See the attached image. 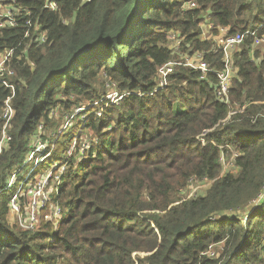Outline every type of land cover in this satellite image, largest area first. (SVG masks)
<instances>
[{"label":"trees","instance_id":"16d2710c","mask_svg":"<svg viewBox=\"0 0 264 264\" xmlns=\"http://www.w3.org/2000/svg\"><path fill=\"white\" fill-rule=\"evenodd\" d=\"M58 2L53 12L44 0H0L21 10L16 27L0 28V53L16 49L0 190L24 164L40 126L52 143L54 110L91 104L48 159L49 167H68L52 199L59 218L46 220L48 206L38 227L24 231L9 220L16 186L0 194V264H264V200L256 205L264 195V51L252 47L264 37V0ZM192 2L195 8H185ZM29 13L34 28L25 38ZM205 21L214 36L256 32L234 54L230 105L217 95L216 76L202 80L181 66L154 92L158 68L181 59L171 33L180 36L181 53L202 52L221 70L222 52L202 38ZM105 81L124 95L118 103L105 100ZM11 96L0 84V140ZM80 130L90 149L70 158ZM223 159L233 160L225 173ZM203 180L212 182L204 195L182 197ZM220 243L218 258L202 255Z\"/></svg>","mask_w":264,"mask_h":264},{"label":"built area","instance_id":"2783aa9c","mask_svg":"<svg viewBox=\"0 0 264 264\" xmlns=\"http://www.w3.org/2000/svg\"><path fill=\"white\" fill-rule=\"evenodd\" d=\"M45 8L51 10L53 12L57 11L59 8L58 0H44ZM195 3H188L185 5V8H195ZM21 10L14 7H4L0 4V28L4 27H16L18 25V20L16 19L19 16ZM29 19L26 21L27 32L25 34V38L30 37V30L34 28L33 20L31 18L30 13L28 14ZM202 38L203 40L213 41V51L218 53L222 52V68L220 71H216L214 68H211L207 62H205L204 55L202 52L196 53H186L183 54L180 52L181 46V38L178 34L171 33L169 37L170 48L174 50V54H177L181 57V59H172L166 62L164 65L158 68L157 74V87L154 92H158L163 90L168 86V79L170 75L174 72L176 67H185L195 71H198L202 74L201 79L205 80L209 74H212L217 77V95L219 99L230 105V97L229 91L231 88V84L233 79L237 75V69L234 65V54L238 50L242 48V45L245 42V39L248 35L255 36L256 32L247 33V34H238L236 36L229 37L227 35L226 29H220L219 35L217 37H212V29L213 25L208 21L202 23ZM39 41L43 43L45 41V36L43 35L39 38ZM262 41L264 43V37L262 39H257L256 42ZM26 53V50L19 56V59H22ZM16 49L6 50L3 53H0V84L4 85L8 89L12 91V96L9 97L5 101L4 109H3V119L5 121L2 136L0 140V155L7 149L8 144L12 141V137L10 136L9 130L11 128V122L14 117V109L12 106V99L15 93V86L13 82H11V77L14 76V72L9 66V63L15 58ZM33 66V64H31ZM109 91L105 96V100L109 103H118L123 99L124 95H120L117 90V85L115 83L108 84ZM98 102L94 105H97ZM88 107H80L73 114L68 115L64 121L65 124L63 127L57 132H51L50 139H53L52 143L48 138V134L44 131L43 125L40 126L35 135L33 136L31 149L28 157H26L24 164L14 170V174L9 179L7 187L5 189L0 190V194L7 190L8 188H12L16 182L18 174L28 168L26 173V178L20 180L18 185L20 186L18 191L15 193V197L10 200V211L13 214L18 216V222L24 229H33L35 230L36 222H37V213L41 209H45L48 204L53 199V194L56 192L57 188L61 184L62 175L67 171V163L63 166V172L58 169V173H56L57 166H54L52 170L47 173H43L40 175H36L37 170L50 158L52 151L54 149V142L60 137V135L68 133L74 126L79 125L80 123L74 124L76 119L81 117L82 120L85 121L86 117L84 116L85 111ZM96 112V111H95ZM101 115V112L96 113ZM234 114L231 113L230 116ZM54 116V113H52ZM83 123V121H82ZM83 131L80 130L76 138L73 142L71 149L68 151V157H72L75 150L79 149L80 154L84 156V152L90 149V138H87L86 133L81 134ZM44 137H47L44 139ZM224 170L229 167H233V160L230 162H226L223 159ZM228 168V169H229ZM227 169V170H228ZM227 170L225 172H227ZM30 180V181H29ZM29 181V182H28ZM204 181V180H203ZM53 185V191H50L49 186ZM193 183L190 184V186ZM264 200V195L258 201L256 205L261 203ZM53 215L47 216V220L57 219L61 216V209L57 205H53ZM24 209V211L22 210ZM31 230V231H33ZM224 250V243L215 244L209 246L207 251L203 253V256L210 258H218L222 251Z\"/></svg>","mask_w":264,"mask_h":264},{"label":"rangeland","instance_id":"374dc122","mask_svg":"<svg viewBox=\"0 0 264 264\" xmlns=\"http://www.w3.org/2000/svg\"><path fill=\"white\" fill-rule=\"evenodd\" d=\"M227 32V31H226ZM253 48H255L256 50H258V51H264V43L262 42V41H260V42H256L255 41V43L253 44V46H252ZM238 51V50H237ZM236 51V52H237ZM235 52V53H236ZM175 56H179V55H177V54H175ZM111 83H113V82H110V81H105V84H104V89H103V92H104V94H105V96L107 95V93H108V91H109V86L107 87V85L108 84H111ZM89 105H91V104H89ZM89 105H83V106H80V107H89ZM80 107H73L72 109H71V111H69V112H64V113H61V110L60 109H56V110H54L53 111V113H54V116L52 115V119L53 120H56V122H57V124H58V127H57V130H59V129H61L62 127H63V125L65 124V122L64 121H66L65 120V118L68 116V115H71V114H73L77 109H79ZM99 110V109H98ZM96 111V110H95ZM100 112V110L99 111H96L95 113H99ZM83 115H81V117H82ZM89 116V114L88 115H86L85 117H88ZM81 117H79V118H77L76 119V121H75V123L74 124H77V123H80V122H82V121H84V120H82L81 119ZM84 133H86V135H87V138H90L89 136H88V133H87V131L85 130L84 132H82L81 134L83 135ZM59 139V138H58ZM29 153L30 152H28V155H29ZM28 155H27V157H28ZM226 162H230L229 160H225ZM62 163H59L58 164V166H57V170H56V173H58V169H60V171H62L63 172V169H64V167H61V166H63V165H61ZM45 165H46V169L45 170H42V172L41 173H36V175H40V174H43V173H47V172H49L50 170H52L53 168H54V166H56V165H51L50 167H49V163H48V160L45 162ZM229 167H227L225 170H224V173H225V171L228 169ZM15 171L17 170V167L14 169ZM27 171H28V168L26 169V170H24V171H22L21 172V177L23 178V180L27 177L26 176V173H27ZM18 179L19 178H17V182H16V184L14 185V186H16V191H18V189H19V185H18V183L20 182V181H18ZM30 181V180H29ZM28 181V182H29ZM211 184H212V182H210L209 180H204V181H199V182H194L191 186H189V188H188V190H187V193L186 194H183L182 195V197L184 198V199H189V198H194V197H198V196H201V195H204L205 194V192L207 191V189L211 186ZM13 186V187H14ZM50 191H53V185L51 184V186H49V188H48ZM15 196L13 195V197L12 198H14ZM54 204L52 203V201L48 204V206H50L51 208H52V206H53ZM47 206V207H48ZM46 207V208H47ZM45 208V209H46ZM45 209H41V210H39L38 211V213H37V215H36V217H37V222H36V227H38V225H39V223H40V214H41V212H42V210H45ZM23 211H24V209H22ZM48 218L46 217V220H47ZM9 220H10V222H11V224H13V225H17L18 227H20L22 230H24V231H31V230H33V229H24V228H22L21 227V225L19 224V222H18V216L16 215V214H13V213H11V211H10V217H9ZM141 256H144V255H141Z\"/></svg>","mask_w":264,"mask_h":264},{"label":"bare ground","instance_id":"6f19581e","mask_svg":"<svg viewBox=\"0 0 264 264\" xmlns=\"http://www.w3.org/2000/svg\"><path fill=\"white\" fill-rule=\"evenodd\" d=\"M262 27H263V26H262ZM212 37H217V36L212 35Z\"/></svg>","mask_w":264,"mask_h":264},{"label":"water","instance_id":"95a60500","mask_svg":"<svg viewBox=\"0 0 264 264\" xmlns=\"http://www.w3.org/2000/svg\"><path fill=\"white\" fill-rule=\"evenodd\" d=\"M145 256V255H144Z\"/></svg>","mask_w":264,"mask_h":264}]
</instances>
